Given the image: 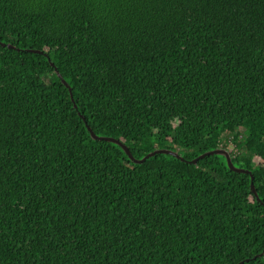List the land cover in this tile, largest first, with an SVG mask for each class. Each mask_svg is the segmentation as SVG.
Returning <instances> with one entry per match:
<instances>
[{
    "label": "trees",
    "instance_id": "1",
    "mask_svg": "<svg viewBox=\"0 0 264 264\" xmlns=\"http://www.w3.org/2000/svg\"><path fill=\"white\" fill-rule=\"evenodd\" d=\"M0 41V264H264V0H0ZM230 144L256 194L187 162Z\"/></svg>",
    "mask_w": 264,
    "mask_h": 264
},
{
    "label": "water",
    "instance_id": "2",
    "mask_svg": "<svg viewBox=\"0 0 264 264\" xmlns=\"http://www.w3.org/2000/svg\"><path fill=\"white\" fill-rule=\"evenodd\" d=\"M0 44L2 45H5L4 43H2L0 41ZM7 47H11L13 48V45L11 44H6ZM28 51H31V52H37V53H41L40 50H37V49H27ZM51 65H53V63L51 62ZM57 76L61 79V82L68 88L69 90V94H70V98L73 99V96H72V91H71V87L68 85V83L62 78L61 74L57 71L56 72ZM74 107H76V105L74 104ZM83 119L84 117L81 116ZM85 122V125H86V129L89 131V134L91 136L92 139L94 140H105V141H110V142H113L117 145H119L123 151L128 155V158L133 161L134 163H142L145 159L157 154V153H163V154H169V155H172L176 158H179L181 160H184L183 157L178 153L177 150H171V149H165V148H157V149H154L153 151L147 153L146 155H144L142 158H135L132 153L130 152L129 148L127 147L126 144L122 143L119 139H116L114 137H110V136H98L96 135L93 130L90 128V126L87 124L86 120L84 121ZM212 154H217V155H222L224 156L225 160H226V163H227V166L230 170L232 171H235V172H240V173H247L250 175V187H251V190L254 194H256V189L254 187V183H253V179H254V176L252 175L251 171L248 170V169H245V168H241V167H236L234 166L233 162H232V156H231V152L227 149V148H224V147H217L213 150H210V151H206L204 153H201L200 155H198L197 157H194L193 159H190V160H187V162L189 163H193L195 164L200 158H203L204 156L206 155H212ZM245 261H248V259H246ZM244 261H240L239 263L237 264H243Z\"/></svg>",
    "mask_w": 264,
    "mask_h": 264
},
{
    "label": "built area",
    "instance_id": "3",
    "mask_svg": "<svg viewBox=\"0 0 264 264\" xmlns=\"http://www.w3.org/2000/svg\"><path fill=\"white\" fill-rule=\"evenodd\" d=\"M220 147H222V146L220 145ZM232 148H233V145L230 144V152L232 151Z\"/></svg>",
    "mask_w": 264,
    "mask_h": 264
},
{
    "label": "rangeland",
    "instance_id": "4",
    "mask_svg": "<svg viewBox=\"0 0 264 264\" xmlns=\"http://www.w3.org/2000/svg\"><path fill=\"white\" fill-rule=\"evenodd\" d=\"M227 149L230 151V145L227 146Z\"/></svg>",
    "mask_w": 264,
    "mask_h": 264
}]
</instances>
